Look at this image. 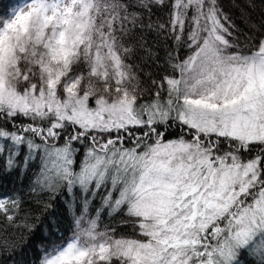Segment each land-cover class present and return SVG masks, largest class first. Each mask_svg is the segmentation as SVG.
I'll use <instances>...</instances> for the list:
<instances>
[{
    "label": "snow or ice",
    "instance_id": "obj_1",
    "mask_svg": "<svg viewBox=\"0 0 264 264\" xmlns=\"http://www.w3.org/2000/svg\"><path fill=\"white\" fill-rule=\"evenodd\" d=\"M230 4L244 28L223 0L0 13V169L37 167L0 198V253L63 198L40 264H264V0Z\"/></svg>",
    "mask_w": 264,
    "mask_h": 264
},
{
    "label": "trees",
    "instance_id": "obj_2",
    "mask_svg": "<svg viewBox=\"0 0 264 264\" xmlns=\"http://www.w3.org/2000/svg\"><path fill=\"white\" fill-rule=\"evenodd\" d=\"M9 1L12 0H0V13H3L7 9V5ZM225 10L232 12L233 18L236 20V23L240 25L241 28H244L243 22L239 18V12L235 9L231 8L230 0H223ZM161 15H164L161 13ZM156 17H153L155 19ZM154 36H149V40L151 41ZM161 48L163 46L161 45ZM162 52L164 49L161 50ZM26 151V149H24ZM38 164V162H37ZM37 170L36 165H33L31 169L27 172L26 175L21 177L18 173H7L0 169V198L8 199L16 196L17 194L27 195L31 180L33 178V173ZM31 204L30 200H26L25 206ZM98 206V202H97ZM31 208L35 209L36 205L31 204ZM40 215V222L38 224L39 231L37 235L31 238V241L23 246L22 248H18L15 254H11L8 252H3L0 260H2L1 264H11L9 262L13 257H18L20 264H37L38 254V242L41 239L46 240L48 237L53 238L55 236H51L53 233H62V228L65 227L66 230H69L72 221V214L68 210V206L64 204L63 198L55 202V205L48 212L40 211L38 213ZM94 215V213H93ZM63 225V226H62ZM47 233V235H45ZM64 234V233H63ZM62 234V235H63ZM2 235V234H0ZM16 239L19 240V233L15 234ZM51 236V237H50ZM7 239H11V235L7 237ZM4 259L8 260L5 261ZM245 264H252V260L247 256L244 257ZM16 262V261H13Z\"/></svg>",
    "mask_w": 264,
    "mask_h": 264
},
{
    "label": "rangeland",
    "instance_id": "obj_3",
    "mask_svg": "<svg viewBox=\"0 0 264 264\" xmlns=\"http://www.w3.org/2000/svg\"><path fill=\"white\" fill-rule=\"evenodd\" d=\"M17 2V0H12L11 2H10V4H15ZM9 4V5H10ZM8 9V8H7ZM6 9V10H7ZM162 49H164V48H161V50ZM162 52V51H161ZM63 226V225H62ZM62 228V233H53V234H51V236H55V237H53V238H46V240H44V242H45V244L47 245V244H51L53 241H55V242H61V238H63V240H67L71 235H72V232H71V226L69 227V230L67 229L66 230V228L63 226V227H61ZM64 233V234H63ZM63 234V235H62ZM50 236V237H51ZM42 240V239H41ZM41 240L38 242V244H40V242H41ZM38 250L40 251V254H39V256H38V258H37V262H38V264H40V257H42V255H43V253H42V251H41V248L40 247H38ZM0 255L2 256V253H0ZM0 256V257H1ZM5 261H7L8 262V260H6V259H4ZM13 261H16V262H13ZM1 262H2V260H0V264H1ZM9 262H11V264H20V263H22V262H20V260H19V258L18 257H13L12 256V259L9 261Z\"/></svg>",
    "mask_w": 264,
    "mask_h": 264
}]
</instances>
